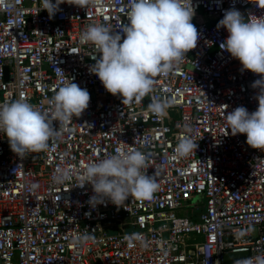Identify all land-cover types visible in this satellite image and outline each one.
<instances>
[{"label": "built area", "instance_id": "obj_1", "mask_svg": "<svg viewBox=\"0 0 264 264\" xmlns=\"http://www.w3.org/2000/svg\"><path fill=\"white\" fill-rule=\"evenodd\" d=\"M55 3V0H53ZM189 6L190 0H182ZM260 0H192L199 39L180 65L155 78L141 102L122 103L89 68L100 53L80 42L90 24L120 31L130 0L102 7L63 3L54 17L42 0H0V104L25 99L43 112L72 82L90 94L89 107L46 151L18 157L0 132V264H237L264 259V151L231 135L226 114L258 107L252 87L260 77L220 49L228 36L217 28L236 9L246 21L264 18ZM167 100L163 116L148 105ZM173 115H172V114ZM185 135L198 147L181 158ZM123 152L147 153L149 176L159 188L151 200L130 196L119 206L89 205L92 186L82 182L93 162ZM69 175L56 182L54 175ZM35 186V187H33ZM202 204V205H201ZM187 210L184 214L179 209ZM111 229L117 231L113 232ZM91 239L74 244L78 235ZM139 234L143 243L126 239ZM227 253H239L226 258Z\"/></svg>", "mask_w": 264, "mask_h": 264}, {"label": "clouds", "instance_id": "obj_2", "mask_svg": "<svg viewBox=\"0 0 264 264\" xmlns=\"http://www.w3.org/2000/svg\"><path fill=\"white\" fill-rule=\"evenodd\" d=\"M63 3L86 9L103 6V0H55V3L42 0V10L52 18ZM261 5L264 0L257 4L258 7ZM194 15L192 0L189 6H184L182 0H130L128 22L120 31H113L104 24H90L81 33L80 42L93 44L101 54L90 66V73L99 78L108 93L122 97L123 105L141 102L153 92L158 75L166 76L196 48L199 33L192 23ZM221 27L227 30L228 36L220 49L239 60L242 71H251L260 77L252 85L258 89L257 109L249 112L246 107L238 106L226 114L231 135L246 134L248 146L264 151V18L246 21L240 11L229 9L217 24V28ZM89 103V92L70 79L48 100L49 112L40 111L23 98L0 104V132L20 158L46 151L59 134L53 122L67 125L73 117H80ZM168 106L167 100L156 99L147 107L159 117L165 115ZM197 147V143L185 135L175 151L184 158ZM147 159V153L140 150L122 153L117 149L115 154L87 165L79 186L86 183L92 186L89 205L96 207L110 201L119 206L130 196L151 200L159 184L155 173L149 176L144 171L148 167ZM68 175L66 170H60L54 179L60 183ZM89 239L88 234L78 235L73 243L79 245ZM126 239L129 243L134 240L143 243L139 234ZM256 259L258 264H264V259ZM237 264H252V261L239 260Z\"/></svg>", "mask_w": 264, "mask_h": 264}, {"label": "rangeland", "instance_id": "obj_3", "mask_svg": "<svg viewBox=\"0 0 264 264\" xmlns=\"http://www.w3.org/2000/svg\"><path fill=\"white\" fill-rule=\"evenodd\" d=\"M196 22V16H194L193 17V20H192V23L194 24ZM172 114V113H171ZM173 115V114H172ZM202 205V204H201ZM187 209L186 208H184V209H179V213L180 214H184V212L186 211ZM111 231H113V232H115V231H117V230H115V229H111Z\"/></svg>", "mask_w": 264, "mask_h": 264}, {"label": "water", "instance_id": "obj_4", "mask_svg": "<svg viewBox=\"0 0 264 264\" xmlns=\"http://www.w3.org/2000/svg\"><path fill=\"white\" fill-rule=\"evenodd\" d=\"M237 255H239V253H227V254L225 255V257H226V258H230V257H235V256H237Z\"/></svg>", "mask_w": 264, "mask_h": 264}]
</instances>
